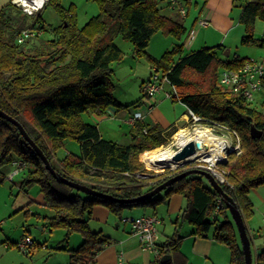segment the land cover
I'll return each instance as SVG.
<instances>
[{"label": "trees", "instance_id": "trees-1", "mask_svg": "<svg viewBox=\"0 0 264 264\" xmlns=\"http://www.w3.org/2000/svg\"><path fill=\"white\" fill-rule=\"evenodd\" d=\"M55 1L49 0L46 6L52 5L61 19L56 27L45 25L43 10L27 15L11 3L0 10V110L23 127L51 168L68 181L122 200L138 198L178 174H153L144 169L139 159L141 154L166 144L175 128L163 131L153 126L143 132L142 125H135L130 143L120 145L102 139L97 126L82 119L83 114L101 116L109 107H121L112 93L111 80V65L123 59V52L114 42L120 36L133 46L136 57L145 58L170 82L176 92L174 101L184 104L200 122L238 134L242 155L229 153L227 161L220 165L227 171L226 184L221 187L235 202L242 218L251 217L248 193L264 186V112L253 108V101L247 102L218 84L220 69L235 68L245 59L219 57L223 46L184 54L182 45L174 46L158 59L152 57L147 47L155 33L180 38L186 32L181 24L160 13L159 0H93L99 14L82 27L77 26L71 9L64 10ZM242 1L239 21L245 35L240 44L263 47L264 39H255L253 29L257 20L264 22V0ZM24 30L38 34L18 44L17 38ZM190 75L207 76V85L201 88ZM251 127L261 133L259 138H251ZM67 139L78 143L79 153L57 158L56 152ZM14 162L24 164L20 189L26 191L37 185L44 207L52 211L51 216L44 217L45 227L50 231L62 229L64 242L72 233L82 236L81 245L68 250L72 264L92 261L109 241L88 226L94 206L121 216L125 209L158 203L176 194L185 199L181 216L194 228L193 234L200 238L211 234L230 249L231 264H244L237 229L222 197L199 175L174 183L161 192L163 197L156 195L139 203L121 204L89 196L58 183L19 130L0 117V183L10 174L4 170L13 168ZM219 197V212L210 218ZM181 239L174 235L157 245L158 255L150 264H161L165 255H170L171 260L164 264H186L180 251Z\"/></svg>", "mask_w": 264, "mask_h": 264}, {"label": "crops", "instance_id": "crops-1", "mask_svg": "<svg viewBox=\"0 0 264 264\" xmlns=\"http://www.w3.org/2000/svg\"><path fill=\"white\" fill-rule=\"evenodd\" d=\"M9 3L10 0H0V10ZM243 4L244 2L242 0H186L185 6L187 13L186 16L182 18L177 12L168 8L167 0H159L160 13L163 16L176 21L185 28L186 32L184 35L186 38L182 40V35L178 38L179 43L177 44L182 45L184 54L202 48H215L217 46L224 47V44L229 37L234 40H239L240 42L241 38L245 35V27L239 21ZM200 20H207L209 23L208 26H200L198 24ZM191 32L194 33V38L189 42L188 38ZM200 34H204L205 37L202 36L199 40V37L201 36ZM208 44H210V46L206 47ZM222 54L224 56L223 58L226 59V57L230 55V51L224 47ZM235 57L240 58L237 54L233 58ZM233 58L228 60H232ZM153 70L154 68L150 66L149 77ZM146 81H148V79L142 80L141 82V92L142 86ZM165 92L167 91L163 89V91L159 92L152 98L146 97L142 92L145 99H141L135 104H132V113H130V116L121 112L123 109L129 110V107H124L125 105H123L122 101L115 98L120 103L121 107H109L105 114L101 116L90 114L89 120L91 122L89 123L97 126L101 137V124L108 121L109 118L111 120L117 116L121 117V120L130 127L131 137L135 136L133 133L135 130L134 127L139 124L144 127L143 132H146L147 129L153 126H159L163 131H168L174 128L180 129L187 124L189 116L188 108L184 104L174 101L172 98H167ZM135 116L138 117L136 118ZM134 117L136 119L134 120V123H132ZM131 137L125 139L124 143L120 145H128ZM248 198L252 203L253 214L247 219L243 218V220L250 239L252 264L254 260L255 264H264L263 187L259 186L251 189L248 193ZM24 199L25 204L22 209L27 208L30 204H38L44 207L42 193L38 200L32 199L28 193H25ZM154 205H158L160 207L159 209H164L165 217H161L156 213ZM185 205V199L181 195L176 194L169 198L163 197L158 203L134 206L131 209H125L121 212V216L111 213L103 206H94L91 210L88 226L90 230L95 233H100L102 235L106 234L105 236L109 238V241L95 253L92 261L83 264H150L154 261L156 255L151 251L143 250L138 239L132 235L131 226L122 222V219L138 218L140 216H154L159 220L160 223L156 226L157 245L165 243L164 241H160L162 234L160 227L162 226L164 232L166 231L164 218L170 220L172 217L176 216L174 221L175 225L173 224V226H175V229L178 226L179 231H182L185 223H187V230L189 233H186L187 237L184 239L183 246L185 249L182 248L183 252L180 250L186 258V264H231V251L226 245L214 240L211 234L204 238L196 237L193 234L194 228L181 216ZM25 212H29V209H25ZM37 216L39 220L42 219L40 215ZM212 216L213 215H211L210 218H212ZM180 219L181 221H179ZM45 225L46 221L44 220L41 229H44ZM105 227H108L110 231L113 232L107 231ZM24 230L28 231L26 228H24ZM80 237V240H77L72 246L64 244V238L56 243L55 247H53L54 253L49 256V258L53 259L50 264H72L70 262V253L68 250L75 249L81 245L83 238L81 235ZM7 241L10 243L8 244L9 248L7 249L14 248L17 243V241H11L10 239ZM42 246L47 249L45 244ZM57 252H63L64 254L58 255ZM28 254H30V251L26 252L27 256Z\"/></svg>", "mask_w": 264, "mask_h": 264}, {"label": "rangeland", "instance_id": "rangeland-1", "mask_svg": "<svg viewBox=\"0 0 264 264\" xmlns=\"http://www.w3.org/2000/svg\"><path fill=\"white\" fill-rule=\"evenodd\" d=\"M55 3L64 10L71 9L74 12L78 27L84 26L91 18L99 14V7L93 0H56ZM41 16L45 25L56 27L57 25L61 24V19L52 5L46 6L41 12ZM202 36L205 37L204 34H202L199 37V40L202 38ZM253 37L255 39H264L263 21L257 20L255 22ZM185 38V35L181 37L182 40ZM36 40L38 39L36 38L35 41ZM114 42L123 52V59L120 62H116L111 65L113 70V75L111 78L113 84L112 93L116 99L122 101L123 105H125L124 107L130 106L129 110L123 109L121 111L123 114H128L130 116V113H132V104H135L141 99H145L141 92V82L142 80H149L150 65L145 58L136 57L134 55L133 46L129 42L123 40L120 36L115 37ZM178 43V38L172 35H166L163 32H157L150 39L147 51L152 57L158 59L165 52L170 51L173 46L177 45ZM208 46H210V44L206 45V47ZM224 47L230 51V55L226 57V59H231L237 54L240 59H255L259 62H263L264 64V46L257 47L242 45L240 44L239 40H234L229 37L226 40ZM218 56L224 57L221 52L218 54ZM220 71L221 69L219 72ZM208 77H210V75H208ZM189 78L191 80L194 79L201 88H204L203 86L207 85L206 81L209 80L207 79V76L203 77L190 75ZM164 90L170 91V87L166 83L164 84ZM251 106L260 112H264V89L255 94ZM89 116L90 114H83V121L87 123L91 122L89 120ZM195 117L198 118V120H194L189 115L187 124L180 129L175 128L176 132L171 136V138H169L167 143L157 149H169L172 153H174L181 146L176 140V136L180 133V131L186 132L187 135H192L195 130H207L212 135L227 138L232 147H237L236 150H226L224 162L227 161L229 153H233L236 157L242 155V149L240 145L241 139L237 133L235 136L226 127L203 123L199 121L198 116L195 115ZM26 120L30 122V119ZM100 127V132L104 140H110L119 144H123L125 139H129L131 137L130 127L125 124L119 116L111 120L109 118L108 121L102 123ZM69 152L72 154L79 153L78 143L71 139L65 140L63 146L56 152V154L58 158H61ZM147 152L141 154L139 159L143 163L144 169L146 171L157 175L168 174V172L176 174L190 168H196L197 166H201V168H206L208 166V163L197 160L176 168L165 167L157 170L150 169L146 167L145 162L142 159V156ZM218 170H224L227 175V171L221 168L220 165L218 166ZM4 172L6 174L10 172L11 175L13 174V168L8 167L4 170ZM23 174L24 173L20 172L18 175H14L12 181L8 179V175L7 178L2 183H0V264H50L51 260L53 259L49 258V256L54 253L53 247H55L56 243L65 237V233L62 229H54L51 231L46 227L41 229L44 221L43 217L52 215V211L50 209L38 204H30L27 208H25L29 209V212H25V209H22L23 205L25 204V193H28L32 199L37 200L41 195L37 185H32L30 188L26 189V191L20 189L19 183L23 177ZM260 187H263L264 189V186ZM159 196L162 197L163 193L157 194V197ZM154 208L159 216L165 217L164 209H159L160 207L158 205H154ZM37 215H40L42 219L39 220ZM164 219L166 231L164 232L163 227H160V231L162 233L160 241L165 242L168 237L170 238L174 235H177L182 238L180 246V250L182 251V248L185 249L183 245L185 241L184 239L187 237L186 233H189L187 230V223H185L183 230L179 231L178 226L176 229L175 226H173L176 216L172 217L170 220L167 218ZM179 221H181V219ZM24 228H26L28 231H25ZM105 229L109 232H113L110 231L108 227H105ZM105 235L106 234H103V236ZM25 237H27L32 243V245L28 246L26 249V252L30 251L28 256L26 255V252L19 250L16 246H13L14 248L12 249H7L9 248L8 244H10L7 241L8 239L11 241H17L18 243L21 240H24ZM80 238L81 237L78 233H72L65 241L67 243L64 242V244L72 246L77 240H80ZM39 243L42 245L45 244L47 249ZM57 254L62 255L64 253L57 252ZM253 264H255V260Z\"/></svg>", "mask_w": 264, "mask_h": 264}, {"label": "built area", "instance_id": "built-area-1", "mask_svg": "<svg viewBox=\"0 0 264 264\" xmlns=\"http://www.w3.org/2000/svg\"><path fill=\"white\" fill-rule=\"evenodd\" d=\"M186 0H167V6L170 10L177 12L182 18L186 16ZM244 1H252V0H244ZM49 0H10V3L14 5L16 8L20 9L24 14L34 15L40 13L45 9ZM202 27L208 26L207 20H200L198 23ZM37 31H29L24 30L20 33L17 38V43L22 44L25 40L29 38H33L37 35ZM194 38V33L191 32L189 35V42H191ZM264 79V64L263 62H259L255 59H245L240 62L235 68H222L219 72L218 84L229 91H232L239 95L247 102H252L254 100L255 94H257L262 88V81ZM168 84L170 87V91L165 92L167 98H173L176 96V92L174 87L170 84V82L161 76L158 72L153 70L152 74L148 81H146L142 86L143 94L152 98L159 92L163 91L164 84ZM189 115L194 119L198 120L195 117L192 111L188 110ZM136 118L138 116H135ZM132 119V123L136 118ZM235 136L236 132H232ZM238 146V145H237ZM236 150L237 147H232ZM226 149L224 150V160L225 161ZM208 163V162H206ZM220 164L214 163L209 164L206 168L212 174V176L218 181L220 185L226 184V172L224 170H218V166ZM201 167V166H197ZM24 168V164L20 162L13 163V174H9L8 179L10 181L13 180L14 175H18V173ZM222 204V199L219 197L217 200V207L212 213L213 216H216L219 212V209ZM212 216V218H213ZM122 222L127 223L131 226L132 235L135 236L143 250L151 251L156 256L158 255L157 248V231L156 226L160 223L159 220L154 216H140L138 218H126L122 219ZM31 241L25 237L24 240L16 243L15 246L26 252L28 246H31Z\"/></svg>", "mask_w": 264, "mask_h": 264}, {"label": "water", "instance_id": "water-1", "mask_svg": "<svg viewBox=\"0 0 264 264\" xmlns=\"http://www.w3.org/2000/svg\"><path fill=\"white\" fill-rule=\"evenodd\" d=\"M0 117L4 120H7L10 122L12 125H14L24 138V140L28 143V145L33 149V151L37 154V156L40 158V160L43 162L46 170L50 172V174L53 176V178L58 182V183H63L67 186H69L72 189H75L77 191H80L86 195L97 197V198H103L106 200H110L116 203H121V204H132V203H139V202H144L147 201L157 194L161 193L168 187L172 186L174 183L181 181L182 179L190 176V175H199L203 177L209 185L212 187V189L222 197L229 214L231 216V219L233 223L235 224V227L237 229V233L239 236V240L241 243V250L244 256V264H252V257H251V249H250V239L247 234V230L244 224V220L241 216V213L235 204V202L223 191L221 185L218 183V181L212 176L210 172H208L205 169H202L201 167H196V168H190L188 170H185L181 173L176 174L174 177L170 178L166 182L160 184L159 186L155 187L153 190L146 192L142 196L135 198V199H130V200H122V199H117L109 195L102 194L100 192H97L95 190H92L86 186L80 185L78 183H74L71 181H68L58 175L50 166L47 158L44 156L43 152L35 145V143L29 138V136L26 134L25 130L23 127L13 118L5 114L0 110ZM250 136L251 138H259L261 136L260 132H257L255 128L251 127L250 130ZM200 147V144L198 142H194L192 140L187 141L185 144L181 145L177 151H175L172 156H171V161L173 163H179L186 159L187 157L191 156L196 152V150ZM193 161L190 162H185L184 164L180 165L183 166L185 164L192 163ZM224 161H219L218 164H222ZM178 166V167H180ZM171 256H163L160 259V263L164 264L168 261H170Z\"/></svg>", "mask_w": 264, "mask_h": 264}, {"label": "bare ground", "instance_id": "bare-ground-1", "mask_svg": "<svg viewBox=\"0 0 264 264\" xmlns=\"http://www.w3.org/2000/svg\"><path fill=\"white\" fill-rule=\"evenodd\" d=\"M179 145L185 144L187 141H194L200 144V147L194 154L187 157L179 163L171 161L172 152L166 150H152L142 156L147 168L162 169L165 167L176 168L185 162L190 161H204L209 164H214L224 160V150L233 149L228 139L225 137H217L212 135L207 130H195L192 135H187L186 132L180 131L176 136Z\"/></svg>", "mask_w": 264, "mask_h": 264}]
</instances>
